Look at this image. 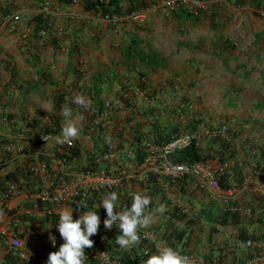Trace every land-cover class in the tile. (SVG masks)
I'll return each mask as SVG.
<instances>
[{
    "label": "crops",
    "instance_id": "obj_1",
    "mask_svg": "<svg viewBox=\"0 0 264 264\" xmlns=\"http://www.w3.org/2000/svg\"><path fill=\"white\" fill-rule=\"evenodd\" d=\"M6 3H10L12 13L19 14V19L11 22L5 18L0 24V116L2 113H12L15 118L11 121H16L18 127L27 126L26 128L33 133L37 132L36 119L49 124L54 114L61 115V106L57 110L58 113L54 112L53 91L55 86L61 91L68 90L69 83L73 81L78 69L84 73L80 83L84 79L87 81L95 72L115 71L120 74V78L127 76L123 69L120 47L131 33H137L144 39L146 49L151 48L166 58L164 67L157 69L151 75L148 74L151 92L157 93L156 99L162 101L163 98L165 103H168L171 98L174 99L171 91H163L167 84L172 82L179 83L181 86L192 81L209 85L225 84V91L221 96L226 97L228 94L233 96L231 98L235 101L233 105L236 104L233 113L236 116L235 119L244 123L243 132L234 141V146L238 161L244 164V172L248 173L245 179L249 180V184L242 187L239 197L233 201L240 209L238 212L240 223L222 226L221 232H211L208 242L206 235L211 225L205 223V233H202L200 237L202 241L194 243L193 246L197 245L195 253L204 254L210 250L214 254L220 252L225 264H230L233 253L236 259L243 257V251H252V248L245 247L242 244L243 241L238 239L237 232L241 227L247 231L254 229L260 231L262 228L255 222H258V218H262L259 222H264V193L258 190V187L264 183V178L252 176L251 167L246 164L249 160L257 159L264 165V0L259 8L253 7L250 2L245 5H232L226 0H207L206 11L194 19L188 18L184 21L174 17L171 11L165 9L157 11L159 6L155 5L154 8L145 11L142 20L128 21L126 24L106 23L101 16L85 11L78 4H60L55 0H49V8L53 15L52 27L55 30L53 36L57 37L58 45L47 42L48 34L34 36L32 18L39 12L41 2L0 0V7L5 6ZM10 15L7 17L9 18ZM136 26L142 27L136 28ZM143 26L146 28L143 29ZM113 31L118 33L113 34ZM199 33L202 36L200 42H198L200 35L196 36ZM147 37L150 40L146 39ZM169 44L171 48L166 47ZM169 49L170 53L165 52ZM184 49L195 53L188 54ZM248 56L249 62H247ZM246 83L255 85L249 88L245 86ZM229 84H235V86L227 90ZM132 85L134 86V82ZM249 89L252 98L246 102L244 98ZM176 92L179 93L178 89ZM182 92H184L183 88ZM77 95L84 96V93L78 92ZM142 96V94H136L137 105L149 104V100ZM113 97L114 95L111 94L110 99ZM240 99L242 101H238ZM86 101H88L87 97ZM241 104L244 108L239 111L238 106ZM159 112L162 122L165 121L166 110L160 109ZM86 113L90 112L78 110L72 116L81 129L79 139L82 146V155L75 158L74 164L83 163L86 154L93 150L89 136L84 135V131L87 134L88 129L86 123L88 119L84 117ZM107 116L109 132L117 121L127 116V113L125 109L113 110L108 112ZM142 120L144 118L138 116L137 124H140ZM170 120L180 122L178 116L174 115L170 117ZM0 122L2 127L3 119H0ZM65 122L62 116V125ZM134 125L135 120L125 126V129ZM246 125L249 126V131H246ZM109 135L106 134V137L108 138ZM12 144L15 148L12 159L4 158V151L0 148V159H2L0 179L7 169H16L26 159L36 157L40 148L39 144L34 143L23 152V144L20 140H13ZM58 145L56 140L51 138L44 147L50 149L49 146L58 147ZM126 175L127 178L135 177L131 171ZM136 183L141 184L139 178ZM188 185L189 198L195 209L209 202L211 197L207 191L198 189L192 181ZM175 194L170 193V197L177 201L185 200V196L180 197V194H176L178 196ZM9 207L16 210L13 216H25V219L20 218L15 221L12 219V222H19L16 231L17 235L23 239L22 250L27 256L32 255L34 259L33 251L40 249V244H43L49 236L51 237L46 235L33 238L32 235L34 234L32 218L40 216L43 212L33 208L31 200L22 196L12 198L9 201ZM246 208L252 210V215L245 213ZM55 211L59 212V209ZM104 211L103 221L107 215L105 209ZM22 222L25 223L22 225ZM1 225L4 226L3 223ZM11 226H13L12 223ZM7 251L6 244L0 243V264H8ZM19 262L26 264L29 261L20 259ZM235 264H249V261L238 262L237 260Z\"/></svg>",
    "mask_w": 264,
    "mask_h": 264
},
{
    "label": "trees",
    "instance_id": "obj_2",
    "mask_svg": "<svg viewBox=\"0 0 264 264\" xmlns=\"http://www.w3.org/2000/svg\"><path fill=\"white\" fill-rule=\"evenodd\" d=\"M41 2L43 0H36ZM60 4L71 3V0H55ZM163 0H80V5L84 10L90 11L94 15L103 16L105 14L124 16L132 12H140L151 8L153 5L159 4ZM230 4L245 5L250 2L253 7L259 8L263 4V0H226ZM10 3H6L5 6L0 7V24L2 20L12 13L9 7ZM204 7L197 8L196 12L191 11L188 6L179 4L176 10L172 11L173 16L181 21L188 18H196L200 13L206 11ZM117 24V23H114ZM53 19L52 15L45 12H38L32 18V26L34 30V36H42L48 34V43L56 45L59 44L56 36H53ZM45 31V32H44ZM44 32V33H42ZM120 53L123 57V69L127 76H122L113 71L95 72L89 79H84L80 83L84 73L81 69H78L74 74V79L69 83V89L63 90L57 86L53 91V107L54 112L60 108L64 101V96L68 94L71 96L68 101V107L72 109V116L79 110L83 112H90V108H95L96 113H86L84 117L92 119L94 114H101V112H110L113 110L125 109L127 116L117 121L110 131L109 138L104 137L106 131L102 128H96L91 132L84 131V135L89 136L90 142L93 144V148L101 154L106 150L107 142L112 144L110 149L113 153L111 165L113 166V172H123L127 174L132 172L136 177V174L143 173L142 185L136 183L133 178L121 183L120 186L112 187L109 193L115 191L118 193L117 211L124 210L131 206L133 196L135 194L148 195L151 198V208L155 209L160 205H165L166 210L159 215L158 222L148 229H140V241L133 245L131 248L124 250L121 249L115 242V238L121 234L118 226L114 225L111 230L104 227L103 222L100 224L98 234L91 237L94 240L95 245L93 248L85 249L92 251L107 252L109 257L108 264H143V261L147 260L149 256L158 254L154 243L147 237H143V232L150 231L155 235V238L166 242L168 247H172L179 253L194 252L197 250V245L193 244L201 242L200 239L202 233H205L204 224H210L211 228L208 231L207 242L210 240L211 232H218L217 228L228 225H238L240 222V215L235 209H231V206H235L234 202H231L229 206H222L220 202L215 200H209L205 205H202L194 212L192 216L186 212H182L180 207L176 203L172 202L170 193L180 194V197L185 196V200L190 204L192 209V200L189 198L188 184L191 179L186 175L173 176L163 172L160 167V161L162 158L158 157V148L170 142L172 139L179 137L184 132H192L197 129V124L200 120L192 118L185 124L180 122H171L170 117L174 116H188L191 114L192 109L188 104V100L182 93H177L174 82L168 83L163 91H171L173 98L169 100L167 106L164 105L168 116L166 120L162 122L161 114L159 112V106L156 103L161 104V99H156V92H151L148 74L156 72L157 69L164 67L166 58L160 55L159 52L153 49H146L144 45V39L137 33H131L122 43L120 47ZM134 74V75H133ZM131 75V76H130ZM134 82V86L132 85ZM114 88H116L114 90ZM136 89L142 92V97H146L149 100V104L137 105ZM107 90V91H106ZM78 92L84 93V98L90 102V108L87 109L76 105L72 102L74 96ZM175 92V93H174ZM105 93V94H104ZM113 93L114 97L110 99V95ZM160 98V97H159ZM109 100V106H104L105 100ZM162 101L164 102L163 98ZM165 103V102H164ZM58 113V112H57ZM84 114V113H83ZM166 114V115H167ZM54 118L51 123L44 124L40 119L35 121V136L41 133H48L54 137L60 135L62 131V116L54 114ZM138 116L143 117L144 120L137 124L136 119ZM170 116V117H169ZM12 113H2L0 119H3V126L0 125V147L2 143H10L13 138L9 134L15 135L19 129L24 127H18ZM135 120L134 127L126 128L131 121ZM203 122V120H201ZM2 124V122H0ZM131 125V124H130ZM227 131L231 132L232 141L227 138L216 137L209 138L206 142L208 150H202L199 145L196 144L194 139L183 146L167 153L166 157L175 163H194L196 161L212 160L214 156L218 157L219 163L223 166L221 171H216L218 181L222 187H230L241 184L244 181L247 172H244V164H241L236 155V149L234 141L241 134L244 124L237 126L235 123H231L229 120H225ZM39 151L43 152L45 149L44 141H39ZM105 146V149H104ZM51 147L52 153L57 157H65L66 162L70 165V168L75 171L87 170L95 171L101 168L104 164L102 157L97 156L98 161H95L93 154H86L83 163L74 164L75 158L81 157V142L80 139L74 140L73 146H65L59 144L58 147ZM109 150V149H108ZM8 153V152H7ZM9 155L4 153V158ZM154 157V158H153ZM55 159V158H54ZM53 158L46 157L38 154L36 157H30L16 169H7L4 171L0 179V203L1 206L7 210V201L9 192L7 191L6 182L13 178L18 180L19 177H23L26 180L25 186L27 190L31 192L39 191L43 182L39 176L31 170L32 167L36 168L37 163L40 161H46L47 173L50 179L56 181L58 179L59 171H54L50 168ZM102 160V161H101ZM251 167V173L264 170V165L259 163L257 159H252L246 163ZM2 167V166H1ZM88 170V171H89ZM134 193H131V192ZM106 193L105 189H98L94 193H90L88 196L76 195L66 202V206L73 210V212H84L88 210L98 211L100 217L105 214L104 208L101 205ZM108 193V194H109ZM175 196H178L176 195ZM187 197V198H186ZM178 198V197H176ZM32 203L33 208L38 211H43L40 216H36L33 224V233L36 236L55 235L59 240L53 245L52 243L45 241L40 244V249L33 251V257L35 260L47 261L50 252L58 251L60 245L63 243V239L58 231L59 217L58 213L54 210L55 202L42 201L34 199ZM81 204H86L87 208ZM101 205V206H100ZM100 206V207H99ZM16 210L10 209L9 214H14ZM13 220L20 218L25 219V216H13ZM74 218V217H73ZM262 218H258V227L262 230L247 231L243 227L238 229L237 235L240 241L246 239H252L260 242H264V222H259ZM16 228L19 226V222H11ZM25 222H22L23 225ZM29 225V224H28ZM25 227V226H24ZM196 233V234H194ZM21 235V234H20ZM21 237V236H20ZM3 240L0 237V243ZM192 247V248H191ZM196 248V249H195ZM264 253V247L262 248ZM243 257H237L235 259V253L231 259V264L238 262H244L250 258L255 249L243 251ZM7 263L23 264L20 258L17 256H10ZM32 256V255H31ZM205 261L211 262L215 260H222L220 252L214 254L212 250L204 253ZM93 257V256H92ZM87 257L84 261L87 264H105L98 258ZM26 264H32L28 262Z\"/></svg>",
    "mask_w": 264,
    "mask_h": 264
},
{
    "label": "built area",
    "instance_id": "obj_3",
    "mask_svg": "<svg viewBox=\"0 0 264 264\" xmlns=\"http://www.w3.org/2000/svg\"><path fill=\"white\" fill-rule=\"evenodd\" d=\"M73 3H77L80 0H72ZM185 1V0H182ZM195 6L200 5V3L196 0L192 1ZM176 4V0H165L163 5L167 8H173ZM154 8V7H152ZM41 10L48 13L49 12V1L45 0L42 4ZM145 16V11L140 12H132L128 15L124 16H117V15H110L105 14L102 16L103 20L109 22V23H117L119 21L123 20H142ZM7 19L11 20V22H16L19 19L18 13L11 14ZM136 93L142 94L141 91L136 89ZM71 96L66 94L64 96V101L61 104V109L65 106L68 107V101H70ZM104 106H109V100L106 99L104 102ZM91 113H96L97 110L95 108H91ZM108 112H101V114H94L92 119H88L86 121L88 125L87 132H91L92 130L96 128H102L104 131H106V134L109 135L110 131L107 120L109 119L107 116ZM198 116H195V119H197ZM27 127V126H26ZM21 128L15 135H11L10 137L13 138V140L18 139L23 144V152H25L30 144L37 143L39 141H44V143H47L50 141L51 138H54L56 140V137L52 136L48 133H41L37 136H35V132H31L28 128ZM112 129V128H111ZM61 135V133H60ZM58 135V136H60ZM219 136L222 138H227V140H232V135L227 131L226 125L224 122L218 123V125L213 126V128H209L208 126H202L198 125L197 129L193 130L192 132H184L183 134L179 135V137H176L172 139L170 142L163 145L160 149L158 148V157L162 158V161H160V167L161 170L165 173H168L170 175L175 176H181L186 175L193 180L195 185L198 186V188L202 190H206L209 194L211 199L216 200L222 204V206H229L230 202L236 200L239 197V194L243 190L242 187L244 185L249 184V180L246 178L243 182L242 186L239 187H222L219 184L218 177L216 176L215 171H221L222 166L218 163V158L215 157L212 160L211 164L209 161L205 162H195V163H175L172 162L170 159L166 157L167 153H170L172 151H176L179 148H182L183 146L187 145L191 139H194L197 145L199 143L203 142L205 137H211V136ZM106 137V135H104ZM44 138V139H43ZM107 138V137H106ZM109 138V137H108ZM107 138V139H108ZM13 140L10 143H2L1 149L8 154L9 158L12 159V156L14 154V145L12 144ZM27 143H25V142ZM108 145H106V150L99 154L96 152V149L91 150L90 154H93L95 156V161L97 159V156L99 155L102 157L104 164L101 166L100 169L95 171L87 170H81V171H75L70 168V165L67 164L65 157H55L52 153L51 149H47L43 152L37 151V155L41 154L46 157L55 158L50 165V168L54 171H59L58 179L56 181H53L49 178L47 173V165L46 161L42 160L37 163V167H32L31 170L35 172L39 178L43 182L42 188L37 192H31L27 190L25 183L26 180L23 177H19L18 180H13V178L9 179L6 182L7 191L9 192L8 201H7V210H5L0 203V237L3 240V242L6 244L8 248V254L10 256H17L21 260L29 261L32 264H46L45 260H35L32 259L31 256H27L23 252V239L22 237L17 235V231H15L14 227L11 226L12 217L14 214H9L8 211L12 209L9 207V201L17 196H22L25 199L31 200V202L34 201V199H39L42 201H49V202H55V210L59 209V212L64 209H69L66 206V202L73 198L76 195L80 196H88L90 193H94L98 189L102 188L106 190V193L103 196H106L109 193V190L112 187L120 186L122 182H124L127 179V175L123 172L120 173H114L113 172V166L111 165V161L113 158V153L110 150L112 148V144L107 142ZM74 142L72 143L73 146ZM66 146H69L68 144H65ZM105 149V146H104ZM109 149V150H108ZM8 152V153H7ZM25 155V153H22ZM21 154V155H22ZM36 155V156H37ZM25 157V156H24ZM154 158V157H153ZM27 160V159H26ZM102 161V160H101ZM2 164V159H0V166ZM89 170V171H88ZM143 173L136 174L137 178H139L140 181L143 180ZM263 177L264 178V171H259L257 173V177ZM258 190L264 193V183L261 184L258 187ZM173 203H176L178 207L182 210V212H186L190 216L194 214V211L191 210L190 204L187 201H177L175 198L172 199ZM231 209H235L238 212H240V209L237 207H231ZM43 212V211H42ZM83 212H73L74 219H78L80 215ZM246 214H250L251 210L250 208L245 209ZM101 222L103 221V217H100ZM4 224L1 225V224ZM11 226V227H10ZM33 238H37L36 235L32 234ZM55 237V243L59 240L58 237L55 235H51V237ZM143 237H147L149 240H151L155 248L157 249V245H159L161 248L168 247L164 241L155 239V235L150 232L146 231L143 232ZM45 241H48L53 244L50 236ZM242 244L247 248L255 249L256 252H254L253 256L247 260L249 261V264H264V253L261 251V248L264 246L262 242H258L256 240L252 239H246L242 242ZM103 253L102 251H92V250H86L85 254L87 257H92L98 260L100 259L101 262H105L99 254ZM181 255L188 256L192 258L195 262V264H225L223 262L219 261H205L204 257L200 254H189L184 253ZM110 260H108L109 262ZM12 264H15L11 262ZM84 264H87L84 262ZM114 264V263H113Z\"/></svg>",
    "mask_w": 264,
    "mask_h": 264
},
{
    "label": "clouds",
    "instance_id": "obj_4",
    "mask_svg": "<svg viewBox=\"0 0 264 264\" xmlns=\"http://www.w3.org/2000/svg\"><path fill=\"white\" fill-rule=\"evenodd\" d=\"M44 1L45 0H43V2ZM164 1L165 0L161 1L156 6H160V5L164 6L163 5ZM192 1L193 0H185V1L176 0V4L174 5L173 8H167L164 6V9L172 12V11L176 10V8L178 7L179 4H184L185 6H188L191 11L194 10V12H196L197 8H201V7L205 8L206 3H207V0H196L200 3V5L195 6ZM43 2H42V4H43ZM185 3L188 5H186ZM68 4L80 5V1L77 3H73V1L71 0V3H68ZM153 6H155V5H153ZM41 7H42V5L40 6L39 12H44L41 10ZM193 7H195V8L193 9ZM50 10L51 9L49 8L48 13L52 15ZM85 11H87V10H85ZM144 11H146V10H144ZM12 14H14V13H12ZM52 17H53V15H52ZM101 18H102V16H101ZM111 24H114V23H111ZM54 31L55 30L53 29V32ZM44 32H42V33H44ZM175 88L177 89L176 84H175ZM182 94L185 95L184 93H182ZM72 102L75 103L76 105L84 107L86 109L90 106V102L86 101V99L82 95L74 96L72 99ZM188 104L190 106L189 101H188ZM61 115L65 118L66 122L62 126L61 135L56 137V142L58 144H61V145L68 144L69 146H72V143L74 142V140H76L80 137L81 129L78 126V124L72 119V109L70 107H67V106L63 107L61 110ZM195 116H198V118L196 120H200V122H199V124H197V126L202 125V126H208L209 128H213V126H216V124H213L211 121H210L211 123H209L207 120H203L202 117L200 116V114L193 113V111L189 115V118L188 117L187 118H188V120H191L192 118L195 119ZM201 120H203V122H201ZM225 120H228V119H224V120L222 119V120L218 121L217 125L220 122L225 123ZM178 121H180V120L178 119ZM229 121L231 123L236 124V122L233 120H229ZM237 125L240 126L238 124V121H237ZM229 133H231V132L229 131ZM212 137H216V136L208 137V139L212 138ZM220 138L222 139V137H220ZM215 157H217V156H214V158ZM206 161H209V160H206ZM196 162H205V161H196ZM218 163H219V160H218ZM222 168H223V166H222ZM216 171H218V170H216ZM216 171H215V173H216ZM260 171H264V170H260ZM258 172L259 171H256L255 174L252 176H257ZM130 178H133L134 181H136V182L138 181L137 176L136 177H128L126 180H128ZM258 178L263 179V177H259V176H258ZM142 181H141V183H142ZM191 181L193 182L192 179H191ZM243 182H241V184H239V185H236V187L242 186ZM230 187H234V186H230ZM197 188H198V186H197ZM198 189H200V188H198ZM200 190H202V189H200ZM202 191H206V190H202ZM131 193H134V192L132 191ZM210 200H213V199H210ZM117 201H118V193L115 191H112L109 194H107L106 196H104L101 205L106 210L107 215H106V219L102 222L104 224V227L106 229H109V230H111L114 225L118 226L121 234L115 238V242L121 249L127 250V249L131 248L133 245L139 243V241H140V229H148L158 222V219H159L158 214H162L163 212H165L166 206L160 205V206L156 207L155 209H153V208H151V198L148 195L135 194L133 196L131 206L129 208L117 211ZM183 201H186V200H183ZM81 205H83L84 207L87 208L86 204H81ZM191 210L195 212L198 209H195L192 206ZM57 215L59 217V223H58L57 227H58V231L60 233V236L63 239V243L60 245L58 251H53V252L49 253L46 264H84V261L87 258L86 254H85V249H90V248L94 247L95 242L93 239H91V237L98 234V231L100 228L101 219H100V215H99L98 211L88 210V208H87V211H84L78 219H74L73 218V210H68V209L61 210ZM249 215H252V210H251V213ZM50 238L53 242V245H55V237L53 236ZM243 241H245V240H243ZM258 242H260V241H258ZM165 244H166V242H165ZM262 244L264 245V242H262ZM262 248H261V250H262ZM157 252H158V254H153V255L149 256L147 260L143 261V264H195V262L192 258L185 256V255H181L184 253L200 254L205 259V256L202 253H198V252L197 253H195V252L179 253L177 250H175L174 248H172L170 246L161 248L159 245H157ZM99 256L105 261V264H108L109 257H108L107 252L100 253ZM250 258H248V259H250ZM216 261L224 263L223 260L217 259Z\"/></svg>",
    "mask_w": 264,
    "mask_h": 264
},
{
    "label": "rangeland",
    "instance_id": "obj_5",
    "mask_svg": "<svg viewBox=\"0 0 264 264\" xmlns=\"http://www.w3.org/2000/svg\"><path fill=\"white\" fill-rule=\"evenodd\" d=\"M186 5H188V4H186ZM194 8L195 7H193V9ZM163 9H164V6L160 5L159 8H157V11L158 10L161 11ZM128 21L131 22V21H135V20H127L126 19V20H123V21H119L118 23L126 24ZM105 22L109 23L107 21H105ZM141 27L140 26H136V28H141ZM145 28L146 27L143 26V29H145ZM111 30H114V29H111ZM196 32H198V30H196ZM114 33H118V31H113V34ZM199 35H200V33L198 35H196V36H199ZM159 37L161 38V35ZM201 38H202V36L200 35L199 39H198V42L201 41ZM146 39L150 40V38H148V37ZM184 39H185V37H184ZM111 40L113 41L114 39H111ZM166 47L171 48L170 44L168 46L166 45ZM165 52L170 53V49L165 51ZM185 52L188 53V54L195 53V52H191V51H187V50H185ZM195 59H197V58L195 57ZM249 59L250 58L248 56L247 57V62H249ZM253 72L255 73V71H253ZM157 76H160V75H157ZM254 85L255 84H253V83H246L245 84V86L249 87V88H253ZM224 86H225V84H223V83H214V84H210L209 85V84L204 83V82H201V83L199 82L198 83V82L192 81V82H189V84L188 83H184V84H182V86L178 83L177 84V89H178L179 93H184L185 94L187 100L190 103V107H191L190 109H192L193 113L200 114V116L202 117L203 120H207L209 123L212 122L213 124L217 125L218 121H220L222 119L223 120L224 119H228V120L235 121L236 124H237V119H235L236 116L233 114L234 111H235V107H236V104L233 105L235 103L234 99H231L233 96H231L229 94L226 97H225V95L221 96L223 91H225ZM231 86H235V84H229L228 89L227 88L226 89L230 90ZM182 88H183L184 92H182ZM209 91H211V92H209ZM251 95H252V93L250 92V89H249L248 92H246V98H244L246 102L249 101V99L252 98ZM238 101H242V99H240ZM156 105L159 106L158 108L160 110V109H164V105L167 106V103H164V102L161 101V104L156 103ZM242 108H244V105L241 104V105L238 106V110L239 111ZM166 116H168V114ZM187 117L189 118V115L188 116L180 115L178 117V119L181 121L180 123L185 124L186 122H188V118ZM238 124H242V123L238 122ZM245 128H246V131H249V129H250L248 125H246ZM242 130H243V127H242ZM241 132H243V131H241ZM207 141H208V137H205L203 142L199 143L200 148L202 150H208V148L206 147V142ZM209 162L211 164H213L212 160H209ZM254 174H255V172L251 173V175H254ZM220 228H222V227H219L218 232H221Z\"/></svg>",
    "mask_w": 264,
    "mask_h": 264
}]
</instances>
